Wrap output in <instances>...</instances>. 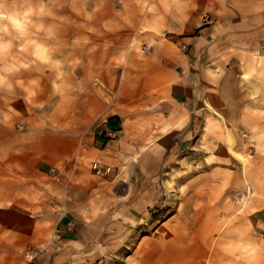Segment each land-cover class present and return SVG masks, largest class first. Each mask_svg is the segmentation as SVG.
Masks as SVG:
<instances>
[{
	"label": "crops",
	"instance_id": "1",
	"mask_svg": "<svg viewBox=\"0 0 264 264\" xmlns=\"http://www.w3.org/2000/svg\"><path fill=\"white\" fill-rule=\"evenodd\" d=\"M101 1L111 12L77 38L84 50H61L59 66L50 53L32 95L0 97V264H261L264 194L250 227L235 212H176L134 242L165 170L196 163L177 153L222 162L247 133L264 173V0ZM231 232L252 234L249 254L229 255Z\"/></svg>",
	"mask_w": 264,
	"mask_h": 264
},
{
	"label": "rangeland",
	"instance_id": "2",
	"mask_svg": "<svg viewBox=\"0 0 264 264\" xmlns=\"http://www.w3.org/2000/svg\"><path fill=\"white\" fill-rule=\"evenodd\" d=\"M95 3L97 5H93ZM99 3L104 2L100 0H0V97H6V94L14 95V97L32 95L34 90L27 86L34 84V80H29V77L33 79L37 76L44 77L40 69L50 63V53L54 55L53 59L57 60L54 64L59 66L61 50H84L82 40L79 39L78 42L77 38L82 37L84 33L92 34L93 25H98L93 21L94 16L100 12H111V7H102ZM84 25L86 27L89 25L90 31L87 28L84 30ZM139 50L143 54L150 55L149 51L152 47L143 45ZM21 83L26 85L24 90ZM14 97H10V100H14ZM241 137L244 140V150L242 148L237 150L236 143L233 145L234 142L228 141L230 150L223 155L222 162L210 157L213 162L209 161L207 164L204 161L205 154L202 152L177 153L178 160L196 163L189 168L178 169L174 166L165 170L167 174L165 173L163 183L159 186L161 191L159 203L150 210L154 212L152 213L154 222H150L153 226L149 224L141 228L135 236L138 240L136 239L134 243L151 235L156 231L157 226L172 225L176 212H235V215L242 217L243 223L250 227L252 224L249 222L247 212H251L250 206L254 199L264 194L258 188L255 192L253 186L258 184L264 187V173L261 169L253 168L255 164L252 157L256 153V146L248 140L247 133L242 134ZM222 171L235 178L238 184L242 182L243 187L240 185L238 189H235V185L228 187L223 180V184L220 182L216 184L217 182L214 181V186H211L213 180L210 182V179ZM212 192L216 194L211 200ZM228 219H231L229 220L231 224L235 218ZM251 235L245 232L226 234L230 237V243L226 249L229 255L244 257L249 254L252 251L249 244ZM219 237L220 234L214 238V248L219 246ZM231 239L234 241L231 242ZM260 245L262 246L260 252L263 254V242L260 241ZM125 250H127L126 254L118 252L116 256L131 255L133 250L131 244L123 251ZM28 253L26 258L31 260V254L35 251L29 250ZM262 258L260 262L264 264ZM119 262L116 260V264Z\"/></svg>",
	"mask_w": 264,
	"mask_h": 264
},
{
	"label": "built area",
	"instance_id": "3",
	"mask_svg": "<svg viewBox=\"0 0 264 264\" xmlns=\"http://www.w3.org/2000/svg\"><path fill=\"white\" fill-rule=\"evenodd\" d=\"M107 135H108L109 138H112L113 137V134L112 133H108ZM94 170L98 172L100 170V168L96 165V166H94ZM36 255H37L36 253H32L31 254L32 258H34Z\"/></svg>",
	"mask_w": 264,
	"mask_h": 264
},
{
	"label": "bare ground",
	"instance_id": "4",
	"mask_svg": "<svg viewBox=\"0 0 264 264\" xmlns=\"http://www.w3.org/2000/svg\"><path fill=\"white\" fill-rule=\"evenodd\" d=\"M97 164H94V166H96ZM94 166H93V168H94ZM99 168H100V166L99 165H97ZM101 169V168H100ZM203 194L206 196V194L203 192ZM193 212H195V211H193Z\"/></svg>",
	"mask_w": 264,
	"mask_h": 264
}]
</instances>
